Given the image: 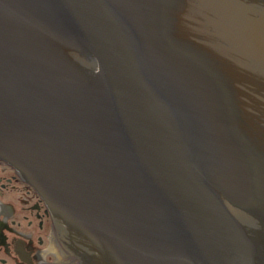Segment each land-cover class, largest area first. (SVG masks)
Masks as SVG:
<instances>
[{"label": "water", "instance_id": "1", "mask_svg": "<svg viewBox=\"0 0 264 264\" xmlns=\"http://www.w3.org/2000/svg\"><path fill=\"white\" fill-rule=\"evenodd\" d=\"M0 158L95 264H264V0H0Z\"/></svg>", "mask_w": 264, "mask_h": 264}, {"label": "flooded vegetation", "instance_id": "2", "mask_svg": "<svg viewBox=\"0 0 264 264\" xmlns=\"http://www.w3.org/2000/svg\"><path fill=\"white\" fill-rule=\"evenodd\" d=\"M0 264H95L39 192L0 158Z\"/></svg>", "mask_w": 264, "mask_h": 264}]
</instances>
